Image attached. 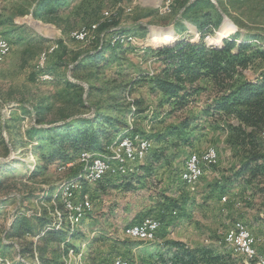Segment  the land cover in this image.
Listing matches in <instances>:
<instances>
[{
  "label": "rangeland",
  "instance_id": "obj_1",
  "mask_svg": "<svg viewBox=\"0 0 264 264\" xmlns=\"http://www.w3.org/2000/svg\"><path fill=\"white\" fill-rule=\"evenodd\" d=\"M194 1L72 0L68 10L56 17L57 22H51L33 15L37 0H0V33L11 46L9 55L0 62V181L5 182L0 185V264H42L41 257L44 264H112L117 258L134 264L141 256L165 253V244L169 241L183 242L193 249L211 248L216 254L233 258L235 264H245L243 260H246L226 244L224 235L237 221L260 230L256 226L260 201L244 184L234 185L228 193H221L217 185L213 186L238 166L242 155L229 145L227 131L206 124L204 119L200 130L192 136V144L187 145L177 137L163 139L162 133L168 126L177 124L185 114L197 113L199 107L192 106L176 116L163 115L167 107H159L160 94L151 91L145 77L153 75L159 67L153 48L173 45L183 38L193 42L202 39L214 47L232 38L240 43L250 39L247 35L253 32L263 35L253 44L264 46V0H198L201 3L190 17L202 20L209 16L211 25L203 35H197V27L187 20L183 27L178 25L183 6ZM113 22L137 29L134 37L115 38L128 44L126 52L108 56L111 63L106 62L98 70L87 67L81 72L73 71L79 56L92 50L95 43L92 39L74 41L71 33ZM185 25L189 30H185ZM142 28H145L143 32ZM99 37L102 39L104 34ZM151 39L160 42L151 43ZM214 42L219 44L212 45ZM57 43L61 51L49 62L51 80H42L40 57L51 44ZM261 70H264V61L257 62L247 74L252 78ZM68 81L84 89L79 86L66 90ZM134 100L136 116L130 106ZM112 107L117 108L116 116H121L129 126L127 133L117 140L137 133L152 142L143 159L127 162L131 172L120 174L111 170L112 183L108 185L110 180L91 182L83 176L84 164L82 174L67 181L74 175L72 168L81 166L78 160L82 156L112 155L111 146L117 140L104 152H82L71 165H51L42 159V156H51L56 146L38 129L92 119ZM36 112L43 113L38 114L45 119L42 125L36 123ZM134 139L141 140V137ZM209 148L217 151L218 163L208 168L190 188L181 179L185 162L189 156ZM136 168L144 171L133 177H120L133 173ZM35 170L37 173L30 178ZM77 180L86 184L81 187ZM67 183L73 188L76 204L85 199L90 203V209L81 217L71 218L64 209L62 187ZM58 186L57 194L45 202L46 193ZM43 209L50 211L56 223L70 224L75 231L65 236V242L49 244L40 250L39 237H35L38 223L29 213ZM23 213L28 215L30 228L35 231L12 237L9 232L14 219ZM148 217L161 221L158 245L125 235L127 227ZM32 243L33 253H30ZM258 243L261 241H256V246Z\"/></svg>",
  "mask_w": 264,
  "mask_h": 264
},
{
  "label": "trees",
  "instance_id": "obj_2",
  "mask_svg": "<svg viewBox=\"0 0 264 264\" xmlns=\"http://www.w3.org/2000/svg\"><path fill=\"white\" fill-rule=\"evenodd\" d=\"M71 1L37 0L33 15L35 18L57 22L56 17L68 10ZM197 1L183 6V15L178 25L183 27V22L187 20L197 27L198 34L203 35L207 27L211 25V19L206 15L202 20H191L190 14L201 3ZM84 6L85 4L78 8V13ZM134 29L122 27L116 22L100 24L97 36L92 41L95 46L79 56L72 70L81 72L87 67L98 70L106 65V62L111 63L112 60L108 56L113 57L126 52L128 45L115 38L134 37L133 33L137 30ZM144 30L145 28H142L141 31ZM100 34H104L102 39L98 38ZM247 37L250 39H244L240 43L232 38L225 40L221 46L214 47L208 46L202 39L200 42H193L183 38L173 45L153 48L152 53L157 58L159 67L153 75L146 74L145 80L148 81L152 92L156 91L160 94L159 107H167L163 115L176 116L188 111L192 106L198 105L199 107L197 113L185 114L177 124L168 126L162 133L163 139L177 137L187 145L192 144V136L200 130L203 119L206 124L221 127L228 132L229 145L238 155H242V159L228 176L217 181L213 186L217 185L216 189H219L221 193H228L232 191L234 185L244 184L260 201V212L257 215L260 217L261 214L264 215V146L261 140V134L264 132V70L255 73L252 78L247 72L253 69L257 62L264 61V46L253 44L254 40L263 37L260 33L249 32ZM218 44L212 43V45ZM60 49L59 45V49L48 57L42 75H52V71H48L49 62L52 57L57 56ZM79 86L82 87L68 81L65 89L71 90ZM130 106L132 107L131 113L134 111V116H136L135 100L130 103ZM117 112V108L112 107L96 114L92 119H77L69 125L38 129L37 131L49 136L48 141L52 146H56L51 156L47 158L42 156V159L51 165L58 163L66 165L77 159L84 151L104 152L113 141L117 140V137L126 134L129 130L124 119L116 116ZM38 114L43 115V113L36 112L38 117L36 123L42 125L45 119ZM72 169L74 175L67 181L77 179L82 174V166L77 165ZM141 171L144 170L136 168L133 173L120 177H133ZM35 173L37 170L31 174L30 178L34 177ZM103 180H110L108 185L112 183L109 175L100 181ZM3 183L5 182L0 181V185ZM60 186L53 188L51 193L47 192L48 196L44 201L50 202ZM174 212L177 213V210ZM29 217H33L38 223L35 237H39L37 247L40 242V250L41 247L47 248L49 244L65 242V236L69 233L72 235L75 231V227L70 224L56 223L48 209H43L41 212L32 211ZM27 219L28 215L25 213L18 215L14 219L9 235L17 237L20 234L26 235L35 231L30 228ZM144 243L158 245L156 241ZM33 247L32 243L30 253H33ZM165 249H167L165 253L158 252L150 253L148 257L141 256L134 264H229L227 256L221 253L216 254L211 248L193 249L185 246L183 242L169 241L166 242ZM40 261L44 264L42 257Z\"/></svg>",
  "mask_w": 264,
  "mask_h": 264
},
{
  "label": "bare ground",
  "instance_id": "obj_3",
  "mask_svg": "<svg viewBox=\"0 0 264 264\" xmlns=\"http://www.w3.org/2000/svg\"><path fill=\"white\" fill-rule=\"evenodd\" d=\"M99 29V24H95L91 26L90 28H83L80 31L72 32L71 38L74 41H87L89 39H92V41L96 38L97 32ZM220 35V33L218 34ZM116 41V40H114ZM122 41V40H121ZM216 41V40H215ZM151 43L158 44L160 41L159 39H151ZM215 43V42H214ZM212 44V43H211ZM59 49V45L57 44H51L49 49L42 53L40 57V64L39 69L43 71L46 61L48 60V57L52 55L54 52H56ZM11 51L10 43L4 38V36L0 33V62L5 60V58L9 55ZM42 80H51V76L48 74H43ZM130 137L124 138V140H117L112 144L111 148V154H87L85 158V169H84V175L86 176L91 182H96L99 179L101 180V176L98 175L99 170V164H111L115 163L116 168L120 169L117 170L120 174L131 172L129 168L126 167L127 162L128 163H134L137 160L143 159V157L146 155V153L151 149L152 142L151 140L143 137L140 134L137 133H131ZM134 137H141V140L136 141V147H134L133 144H130L129 142L134 140ZM262 139L264 141V134L262 136ZM264 144V143H263ZM151 145V147H150ZM150 147V148H149ZM149 149V150H148ZM208 153H212V157H218V153L214 148L207 149ZM83 157V156H82ZM193 155L189 156L188 159L185 162L184 170L181 173V179L187 183H191V165H192ZM218 159H213L212 163L209 162L208 159H205V157H198V165L200 166V169L203 171V173H206V170L218 163ZM114 161V162H112ZM82 176V177H83ZM204 175H198V177H195V183L198 182ZM81 178V177H80ZM80 180V179H79ZM77 180V184H79L81 187H83L85 184L82 182H79ZM99 180V181H100ZM63 194H62V201L64 204V209L67 210L71 218L75 217H81L83 215V212L86 209H90V203L85 199L84 202L81 204H75L72 201L71 197V191L73 193V188L71 187V184L67 183L63 187ZM153 219V217H148L143 219L142 221H139L125 229V235L134 240H139L142 242H155L158 238V236L151 237V234H148L144 230H137V227H146L149 225V221ZM155 220H159L155 218ZM160 221V220H159ZM237 222H235L236 224ZM235 224L233 228H235ZM240 227L241 231L245 232L246 237V245L243 246L240 242H236L234 240H226V244L229 246H232L237 253H239L240 256H242L246 262L248 263H255V264H263L264 262V256L260 254L259 249L256 246V240L247 227L243 222L240 221ZM161 229V228H160ZM38 239V238H37ZM248 248L251 249L252 257L249 258ZM263 261V262H262ZM112 264H120V259L117 258L113 261ZM121 264H130L128 260L121 259Z\"/></svg>",
  "mask_w": 264,
  "mask_h": 264
},
{
  "label": "built area",
  "instance_id": "obj_4",
  "mask_svg": "<svg viewBox=\"0 0 264 264\" xmlns=\"http://www.w3.org/2000/svg\"><path fill=\"white\" fill-rule=\"evenodd\" d=\"M41 78L42 77H40V79ZM136 141H137V139H134L133 141H131L129 143L133 144L134 147H136ZM150 147H151V145H150ZM86 157L87 156L84 155L81 160H78V163H81V166L83 169H84V162H85ZM198 157H205V159H208L210 163H212L213 159L219 158V157H212V153H208L207 149L204 152H201L200 154H193V160H192V165H191V183L189 184L190 188H193L195 186V177H198V175H205V173H203V171L200 169V166L198 165ZM69 165H71V164H69ZM111 170H120V169H116L115 165H111V164H99V170H98L97 176H101V179H103L106 175H109V172H111ZM70 198H72V201L74 202V205H75L77 202V198H76V196H72V191H71V197ZM91 209H92V207H91ZM160 228H161V221L155 220V217H153V219H151L149 221L148 226L137 227V230H144L148 234H151V237H153V236H158ZM246 237H247L246 233L241 231L240 221H237V223L235 224V228H231L225 233L224 241L234 240L236 242H240L243 246H247L246 245ZM256 241H261V244L264 245V238H262L260 240L256 239ZM248 253H249L250 259L252 257H254L252 255L250 248H248ZM119 259H120V264H121V258H119ZM263 264H264V262H263Z\"/></svg>",
  "mask_w": 264,
  "mask_h": 264
},
{
  "label": "crops",
  "instance_id": "obj_5",
  "mask_svg": "<svg viewBox=\"0 0 264 264\" xmlns=\"http://www.w3.org/2000/svg\"><path fill=\"white\" fill-rule=\"evenodd\" d=\"M184 23V22H183ZM189 30V28L185 25V30ZM195 29V28H194ZM196 33H197V35H198V31L196 30ZM184 35V33L183 34H181V36H183ZM256 223H257V227H259L260 228V230H257L255 227H248L249 229H250V231H251V233L253 234V236L257 239V240H260V239H262V238H264V215H260V217H257V221H256ZM251 226V225H250ZM257 248L259 249V252H260V254L261 255H263L264 256V245L263 244H261V243H258L257 244ZM232 255V254H231ZM233 257V256H232ZM197 258H199L200 259V257L199 256H197ZM243 262L245 263V264H247L244 260H243ZM228 263L229 264H235V261L233 260V258H229V261H228Z\"/></svg>",
  "mask_w": 264,
  "mask_h": 264
}]
</instances>
